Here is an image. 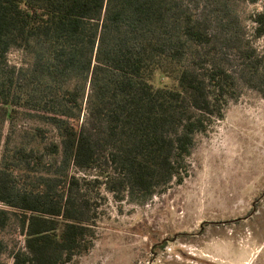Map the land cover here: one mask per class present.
Wrapping results in <instances>:
<instances>
[{
  "label": "trees",
  "instance_id": "16d2710c",
  "mask_svg": "<svg viewBox=\"0 0 264 264\" xmlns=\"http://www.w3.org/2000/svg\"><path fill=\"white\" fill-rule=\"evenodd\" d=\"M231 4L0 0V228L12 213L24 234L12 264L87 251L96 207L84 184L116 200L149 196L181 179L195 136L241 87L264 97L263 56ZM250 22L251 36H264V0ZM12 48L23 64L7 63ZM156 75L173 85H155ZM22 119L57 141L3 145L4 128ZM33 130L45 138V127Z\"/></svg>",
  "mask_w": 264,
  "mask_h": 264
},
{
  "label": "rangeland",
  "instance_id": "374dc122",
  "mask_svg": "<svg viewBox=\"0 0 264 264\" xmlns=\"http://www.w3.org/2000/svg\"><path fill=\"white\" fill-rule=\"evenodd\" d=\"M261 1L232 0L248 38L264 60V36H251L250 15ZM7 63L23 64L19 49L6 53ZM155 85H173L156 75ZM47 129L42 140L33 127ZM50 126L32 119L3 130L2 144L41 150L57 141ZM181 179H172L145 197L116 200L102 187L84 184L96 207L87 251L64 264H264V97L241 87L221 117L195 136ZM70 173L91 179V170ZM95 203V204H94ZM1 206V205H0ZM0 228V264H12L23 249L24 234L10 213Z\"/></svg>",
  "mask_w": 264,
  "mask_h": 264
}]
</instances>
